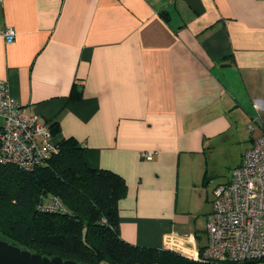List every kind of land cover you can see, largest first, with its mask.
I'll return each instance as SVG.
<instances>
[{
  "label": "crops",
  "instance_id": "0c3cea01",
  "mask_svg": "<svg viewBox=\"0 0 264 264\" xmlns=\"http://www.w3.org/2000/svg\"><path fill=\"white\" fill-rule=\"evenodd\" d=\"M0 28L15 32L0 35L11 94L125 179L121 237L199 257L206 225L186 197L264 118V0H2Z\"/></svg>",
  "mask_w": 264,
  "mask_h": 264
},
{
  "label": "trees",
  "instance_id": "16d2710c",
  "mask_svg": "<svg viewBox=\"0 0 264 264\" xmlns=\"http://www.w3.org/2000/svg\"><path fill=\"white\" fill-rule=\"evenodd\" d=\"M50 126L58 151L44 164L28 169L0 162V238L88 264H215L125 241L118 212L125 179L90 166L84 146L74 137L61 138L56 123ZM51 201L60 205L46 210Z\"/></svg>",
  "mask_w": 264,
  "mask_h": 264
},
{
  "label": "built area",
  "instance_id": "2783aa9c",
  "mask_svg": "<svg viewBox=\"0 0 264 264\" xmlns=\"http://www.w3.org/2000/svg\"><path fill=\"white\" fill-rule=\"evenodd\" d=\"M0 35L8 42L15 40L12 28H0ZM0 116V162L29 169L44 164L58 151L50 123L28 113L11 94L8 80L2 78ZM248 128L252 133L258 128L259 133L230 180L214 188L212 210L206 217L208 242L194 259L215 264L264 263V118H253ZM142 155L151 159L154 151ZM58 205L51 201L44 208L52 210Z\"/></svg>",
  "mask_w": 264,
  "mask_h": 264
},
{
  "label": "rangeland",
  "instance_id": "374dc122",
  "mask_svg": "<svg viewBox=\"0 0 264 264\" xmlns=\"http://www.w3.org/2000/svg\"><path fill=\"white\" fill-rule=\"evenodd\" d=\"M242 146L243 145L240 143H233L229 148H217L215 150L216 158L209 164L210 173L207 178V180H209L206 183V191L203 198H200V195H189L186 197L188 200V207H190V209L196 213L195 216L199 218V227L202 234L204 232L203 228L206 225V219H204L205 211L213 202L214 188L219 184L229 181L232 170L237 167L241 161L244 152Z\"/></svg>",
  "mask_w": 264,
  "mask_h": 264
},
{
  "label": "water",
  "instance_id": "95a60500",
  "mask_svg": "<svg viewBox=\"0 0 264 264\" xmlns=\"http://www.w3.org/2000/svg\"><path fill=\"white\" fill-rule=\"evenodd\" d=\"M0 264H88L75 259H64L60 255L47 256L23 249L0 238Z\"/></svg>",
  "mask_w": 264,
  "mask_h": 264
}]
</instances>
